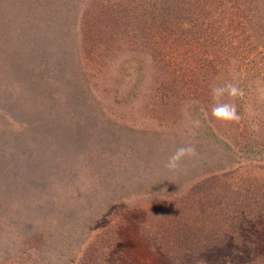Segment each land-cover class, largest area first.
Wrapping results in <instances>:
<instances>
[{
  "label": "rangeland",
  "instance_id": "374dc122",
  "mask_svg": "<svg viewBox=\"0 0 264 264\" xmlns=\"http://www.w3.org/2000/svg\"><path fill=\"white\" fill-rule=\"evenodd\" d=\"M0 264H264V0H0Z\"/></svg>",
  "mask_w": 264,
  "mask_h": 264
},
{
  "label": "clouds",
  "instance_id": "9594fccd",
  "mask_svg": "<svg viewBox=\"0 0 264 264\" xmlns=\"http://www.w3.org/2000/svg\"><path fill=\"white\" fill-rule=\"evenodd\" d=\"M242 94V89L238 84L231 81L212 85L210 89V95L212 97L211 118L221 125H230L239 122L241 116L235 103L232 101ZM191 122L195 128L201 126V121L199 119H193ZM196 155L197 152L194 145H182L176 148L168 157L164 167L169 173H177L186 159L193 158Z\"/></svg>",
  "mask_w": 264,
  "mask_h": 264
}]
</instances>
